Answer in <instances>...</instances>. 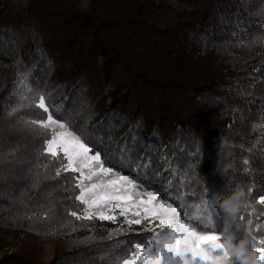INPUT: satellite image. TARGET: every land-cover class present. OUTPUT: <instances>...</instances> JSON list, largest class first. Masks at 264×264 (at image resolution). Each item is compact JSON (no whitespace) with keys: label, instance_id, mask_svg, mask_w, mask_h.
Wrapping results in <instances>:
<instances>
[{"label":"trees","instance_id":"1","mask_svg":"<svg viewBox=\"0 0 264 264\" xmlns=\"http://www.w3.org/2000/svg\"><path fill=\"white\" fill-rule=\"evenodd\" d=\"M0 61V264H110L145 241L106 238L121 216L83 218L79 174L45 151L40 96L105 167L201 231L211 212L219 232L229 192L218 152L236 157L251 189L240 226L264 239V0H0Z\"/></svg>","mask_w":264,"mask_h":264},{"label":"snow or ice","instance_id":"2","mask_svg":"<svg viewBox=\"0 0 264 264\" xmlns=\"http://www.w3.org/2000/svg\"><path fill=\"white\" fill-rule=\"evenodd\" d=\"M21 84H24L23 80ZM37 106L45 113H49L46 121L42 123L43 129L46 133L52 129L50 138L46 141L45 151L51 158L60 160L63 171L80 173L79 182L76 184L80 194L75 199L86 206L84 219L115 221L116 215L109 213L120 209V215L127 217L131 209L132 215L140 216L141 212L144 215L140 219L126 220L129 225H140L142 220L149 216L159 221L160 230L154 232L146 244L142 246L141 243L125 242L124 254L115 257L110 264H169L170 261L173 264H182L188 258L194 259L196 264H208L197 253L202 251L218 253L211 239L216 236L215 230L211 227L213 223L211 212L205 221L208 230L201 231L198 230L199 227L181 223L177 208L170 203L157 202L158 198L153 192H145L144 195L148 199L141 200L139 198L141 193L137 189L142 186L114 172L112 167H105L99 152L90 154L92 150L79 135L70 131L65 123L53 118L43 96L38 97ZM85 169L88 170L87 173ZM57 175H60L59 171ZM249 190L251 192V189ZM258 202L264 204V196H261ZM71 215L76 217L77 213L72 212ZM165 228L170 229V233H166ZM254 247L264 259V239L260 240L259 244L255 243Z\"/></svg>","mask_w":264,"mask_h":264},{"label":"clouds","instance_id":"3","mask_svg":"<svg viewBox=\"0 0 264 264\" xmlns=\"http://www.w3.org/2000/svg\"><path fill=\"white\" fill-rule=\"evenodd\" d=\"M80 7L86 10L88 4H81ZM214 172L226 176L229 186L228 194L217 197L214 205L215 213L221 220V227L211 239L213 247L219 251H202L197 255L208 264H264L259 250L252 246L250 232L240 226V216L248 203L250 190L245 183L235 179L238 172L237 158L219 150ZM196 215L199 216L200 212L197 211ZM169 264L173 262L170 261ZM182 264H196V261L188 258Z\"/></svg>","mask_w":264,"mask_h":264},{"label":"rangeland","instance_id":"4","mask_svg":"<svg viewBox=\"0 0 264 264\" xmlns=\"http://www.w3.org/2000/svg\"><path fill=\"white\" fill-rule=\"evenodd\" d=\"M72 1H75L76 2V5L78 6V7H80V5L81 4H88V7H87V9H89L90 7H91V5H92V0H72ZM81 8V7H80ZM86 9V10H87ZM4 64L0 61V67H2ZM94 84H93V82H92V86H93ZM95 86V85H94ZM93 86V87H94ZM96 87V86H95ZM92 88V87H91ZM46 121V119L45 120H43L40 124L42 125V123L43 122H45ZM49 131V133L51 134V131H52V129H49L48 130ZM85 171V173H87V169H85L84 170ZM78 174H79V176H80V173L79 172H77ZM130 179V178H129ZM133 181V180H132ZM135 182V181H134ZM136 183V182H135ZM137 191H139L140 193H141V195L139 196V198L141 199V200H144V201H147V199H148V197L146 196V195H144V193L145 192H142V191H140L139 189H137ZM153 194L154 195H156L157 196V202H165V203H170V204H172V206L173 207H177V206H175L173 203H171V202H169V201H164V200H162V199H160L159 198V196L157 195V193H155V192H153ZM83 207L85 208L86 206L85 205H83ZM132 211L133 210H129V213H128V215H127V217H125V216H123V215H120V209H116L115 210V212L114 213H109V214H114V215H116V217H119V216H121V219L123 220V225H121L120 227H116L115 229H113L111 232H109V234H108V236L106 237V238H108V239H114L115 240V242H117L118 241V243L119 242H121V240L123 241V240H127V239H129V238H131L132 237V235H136V234H139V233H143V234H145V236L144 237H141L142 239H144L145 241H144V243H141L142 244V246L144 245V244H146L147 242V240H148V238H149V240L151 239V237H152V235L154 234V232H156V231H159L160 229H159V221L158 220H155L154 218H152L151 216H149V217H147L146 219H143L142 221H145L146 223H147V227L149 226V228H145V229H142L141 231H139V232H135V230L134 229H132V225H129L127 222H126V220H130V219H140L141 217H143V212H141V215L140 216H135V215H132ZM177 211L180 213V222L181 223H187V224H190L191 225V220H189V217L186 215V214H182L178 209H177ZM186 213V212H185ZM83 215H84V211H83ZM166 233H170V229H167V228H165V230H164ZM19 239L20 240H23V241H26V242H29L28 240V238L27 237H25L24 235H20L19 236ZM254 239V241H253V243H252V246H254L255 245V243L256 244H259V242H260V240H262L260 237H258V236H253L252 237V240ZM85 241V243H90L92 240H84ZM135 242L136 243H140V242H138V241H136V240H134V237H132V239H130V243H132V244H135ZM31 243V242H30ZM54 243L55 242H45V243H43L42 244V246H41V248H40V250H38V254L36 255L37 257H39L40 258V262H42V263H48L52 258H53V256L56 254V252H58V250L57 249H55V245H54ZM79 245H81V241L78 243ZM219 250H217V252H218ZM40 252V253H39Z\"/></svg>","mask_w":264,"mask_h":264}]
</instances>
